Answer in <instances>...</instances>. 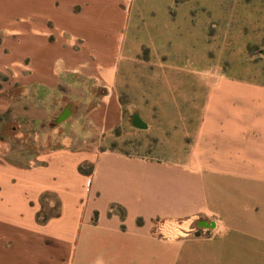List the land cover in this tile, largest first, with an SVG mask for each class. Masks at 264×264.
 <instances>
[{
  "label": "crops",
  "instance_id": "obj_1",
  "mask_svg": "<svg viewBox=\"0 0 264 264\" xmlns=\"http://www.w3.org/2000/svg\"><path fill=\"white\" fill-rule=\"evenodd\" d=\"M132 1L22 0L15 11L0 0V68L22 87L25 138L21 162L3 143L0 175L38 182L31 233L13 243L44 253L49 237L52 264H264V78H178L154 50L136 62ZM122 97L150 101L131 114L138 136L157 141L139 145L150 154L107 146ZM50 131L53 145L34 152ZM43 194L60 213L41 227Z\"/></svg>",
  "mask_w": 264,
  "mask_h": 264
},
{
  "label": "rangeland",
  "instance_id": "obj_2",
  "mask_svg": "<svg viewBox=\"0 0 264 264\" xmlns=\"http://www.w3.org/2000/svg\"><path fill=\"white\" fill-rule=\"evenodd\" d=\"M2 1L6 5L14 4L15 11L22 10V0ZM127 39L142 44L139 53L135 54L136 62L138 59L149 60L151 50H154L178 78L198 77L204 72L213 77L222 74L264 78V0H133ZM7 54L6 50L0 53L2 58ZM8 70L0 68V102L5 106L7 99L13 101L10 109L4 108L0 114V162L3 160V143L9 144L13 155L11 161L13 158L21 162L25 151L22 87L11 83ZM15 71L21 74V68L16 67ZM139 86L141 88L140 83ZM133 88L134 95L138 96L141 91L138 79ZM121 102L123 122L115 129L117 139L107 144L108 148L127 154L140 151L150 154L154 148L141 149L139 145L145 143L144 136L149 144L157 141L150 138V132L138 136L140 132L131 124V114L150 107V101L122 97ZM54 124L51 119L43 126L50 130ZM41 136L43 146H36L34 152L45 151L49 143L53 145L55 136L51 131L43 132ZM39 137L37 133L38 140ZM5 159L9 160L6 156ZM2 166L3 162L0 163ZM89 167L85 163L80 166V171L86 172ZM5 171L6 174L0 175V264H52L54 244L49 237L43 238L44 253L36 252L35 247L33 251V247L13 243V238L28 237L31 233V209L36 198L33 188L38 182H29L22 175L8 180L10 171L6 167ZM59 213L58 197L43 194L38 199L32 221L43 227ZM57 228L51 224L46 235L54 236Z\"/></svg>",
  "mask_w": 264,
  "mask_h": 264
},
{
  "label": "water",
  "instance_id": "obj_3",
  "mask_svg": "<svg viewBox=\"0 0 264 264\" xmlns=\"http://www.w3.org/2000/svg\"><path fill=\"white\" fill-rule=\"evenodd\" d=\"M62 118H64V116H63V117H61V119H62ZM61 119H59V120H61ZM134 123L138 125V122H137V121H135Z\"/></svg>",
  "mask_w": 264,
  "mask_h": 264
}]
</instances>
